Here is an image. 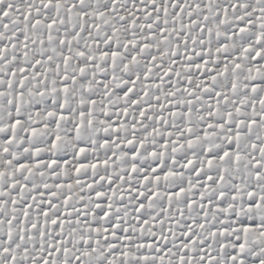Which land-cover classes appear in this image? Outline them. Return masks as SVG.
Wrapping results in <instances>:
<instances>
[{
	"label": "snow or ice",
	"instance_id": "obj_1",
	"mask_svg": "<svg viewBox=\"0 0 264 264\" xmlns=\"http://www.w3.org/2000/svg\"><path fill=\"white\" fill-rule=\"evenodd\" d=\"M0 264H264V0H0Z\"/></svg>",
	"mask_w": 264,
	"mask_h": 264
}]
</instances>
